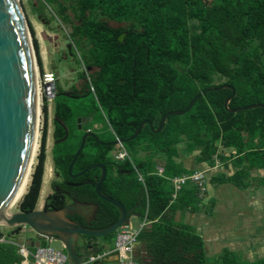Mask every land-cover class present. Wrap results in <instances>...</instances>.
<instances>
[{"label":"trees","instance_id":"1","mask_svg":"<svg viewBox=\"0 0 264 264\" xmlns=\"http://www.w3.org/2000/svg\"><path fill=\"white\" fill-rule=\"evenodd\" d=\"M51 1L58 6V17L71 25V39L92 45L90 57L85 52L81 54L87 64L100 68L93 87L105 109H110L111 124L119 138L132 136L145 119L158 128L166 113L186 109L196 95L214 86L229 84L236 88L231 108L264 103V0ZM106 19L128 23L129 27L111 28ZM30 30L39 68L44 72L40 44L31 24ZM121 32H127L123 41ZM231 94V89L206 92L185 115L168 117L160 133L146 125L136 139L125 144L131 147L134 157L140 149L150 152L146 158L135 157L145 183L137 173L128 179L116 175L114 169L102 185L105 195L117 198L128 209L142 198L143 212L148 194L149 225L139 236L147 250L145 258H140L143 264H264V258L247 261L230 250L215 259L208 258L201 234L176 218L178 210L194 209L199 202L192 183L183 187L176 200L173 198L172 179L189 172L175 160L181 142L188 152L200 150L204 161H210L222 147H235L243 156V163L251 160L248 168L237 174L238 178L246 176L249 169H264V107L229 112L225 101ZM67 100L63 95L56 100L57 117L63 121L76 117ZM55 123V136L60 138L65 132ZM48 128L49 102L44 96L40 148L29 186L19 203L21 211L30 212L38 206ZM61 144L62 149L55 155L56 170L69 179V166L79 144L71 151L68 142ZM164 153L166 167L161 176L157 174L156 156ZM105 154L103 147L89 139L75 162L74 172L103 162ZM94 175L100 176V170H91L84 178L93 179ZM260 183L264 184V175ZM72 192L79 201L99 206L96 219L91 222L68 215L80 225L100 229L121 218L115 205L99 198L95 184L72 188ZM66 204L67 199L50 194L45 208L60 209ZM126 224H130L129 218ZM21 227L11 229L9 238L0 228V239L7 240L0 242V264L24 261L19 247L13 243ZM111 236H104L103 241ZM97 241L98 237L85 236L81 242L85 246L94 243L97 248ZM104 252L102 249L100 255ZM29 264H34L31 259Z\"/></svg>","mask_w":264,"mask_h":264},{"label":"water","instance_id":"2","mask_svg":"<svg viewBox=\"0 0 264 264\" xmlns=\"http://www.w3.org/2000/svg\"><path fill=\"white\" fill-rule=\"evenodd\" d=\"M106 22L111 28L118 29L125 26L124 22L116 20L106 19ZM35 54L31 30L20 0H0V226L30 227L36 232L37 240H28L27 246L29 247H39L43 241H47L48 244L52 241L61 242L70 264L118 263L120 261L118 251L108 252L101 258L95 259L100 255L102 249L111 248L108 242L100 247L98 245L97 248L94 243L85 246L81 242L85 236L104 237L116 232L132 216L143 217L142 214L136 213L139 205L127 209L120 200L106 196L102 192L101 187L108 174L104 164H93L83 170L80 175L96 167L102 169L96 190L102 199L112 203L120 210L121 218L116 223L105 228L94 229L84 227L70 219L68 215L81 216L86 222L96 219L99 206L95 203L81 202L78 199H73L71 203L60 209L43 207L30 212L21 210L11 212L26 179L28 169L32 168V156L37 142L40 97ZM222 89L232 90V94L225 101V108L229 112L237 113L264 107V103H256L231 108L229 104L236 94V88L229 84L214 86L196 95L186 109L166 113L158 128L154 127L151 120H145L141 122L132 136L117 140L115 144H123L136 139L145 124H148L155 133L162 132L168 117L185 115L206 92ZM57 90L56 82L48 83L44 86V95L47 99L52 100L60 95ZM88 136H94V134L89 131L84 134L81 145L70 165V172L84 150ZM67 138L68 131L66 136L57 142H62ZM89 183L92 181L85 180L76 185ZM142 246L140 241L136 245L137 260H140L142 251L147 252L146 246L144 249ZM113 255L117 258H113Z\"/></svg>","mask_w":264,"mask_h":264},{"label":"crops","instance_id":"3","mask_svg":"<svg viewBox=\"0 0 264 264\" xmlns=\"http://www.w3.org/2000/svg\"><path fill=\"white\" fill-rule=\"evenodd\" d=\"M43 32V28L35 29L39 42ZM52 119L53 114L49 108V135L43 185L44 183L50 184L54 173L53 163L49 158V150L52 147L49 149L48 146V141H51L53 145ZM200 153V150L188 152L184 142L178 145L175 160L189 172L206 170L209 183L205 198L203 200L198 198V205L194 209L178 210L177 220L192 225L201 234L208 258L219 256L226 250L237 255L238 251L241 252L242 255L239 256L247 261L264 258V241L260 244L255 241L258 235L262 234L259 227L264 225L260 218L264 215V184L260 183L264 169H249L246 176L238 178L237 174L242 168H248L251 160L243 163V156L237 152L235 147H222L210 161L201 160ZM149 154L150 152L147 151L143 158L148 157ZM166 159L167 155L156 156V169H165ZM44 203L37 208H43ZM244 213L245 216L240 222L229 219L231 215ZM104 243V241H97V246L100 247ZM142 245L144 249L145 245ZM108 252H114V250L107 249L104 254ZM249 255L253 257H247ZM112 257L117 258L115 255ZM135 257H138V254H135ZM140 257L145 258L144 251L141 252Z\"/></svg>","mask_w":264,"mask_h":264},{"label":"flooded vegetation","instance_id":"4","mask_svg":"<svg viewBox=\"0 0 264 264\" xmlns=\"http://www.w3.org/2000/svg\"><path fill=\"white\" fill-rule=\"evenodd\" d=\"M128 27H129V24L125 23V26L123 28L127 29ZM126 34H127V32H121L120 33V39L122 41L124 40V37L126 36ZM91 50H92L91 44H88V43L81 41V40L79 42H76V41L71 39L66 44V49L60 51L62 53V57H64V58L71 57V58H74L76 60L78 59L76 56V52H77V54L79 53V57H80L81 63H82V66H81L82 69H81V78H80V81L77 85L71 87L67 91L60 89L57 86V89H58L57 92L60 93V95H58L56 98H54L52 100L48 99L49 108H51V112L53 114L51 136H52L53 141H55L54 145H57L58 144L57 141L63 139L66 136L67 131H68V138L62 142H59V143L68 142V146L70 145L69 149L71 151V149H73L74 145L77 143L79 144V147H80L81 142H82V138L86 132H88V131L91 132L92 134H94V136H88L86 143L88 142L89 139H93V141L97 142L100 145V147H103V149L106 153L105 154L106 159L103 162H96L93 164H104L107 168V171H108L107 178L111 174V172H113V170L115 169L116 175H123L128 179H132L135 176V173H138V171L141 172L136 165L135 157L143 159V156H144V154L147 153V151L140 149L135 154V157H134L132 155L133 150L131 149V147L125 146L126 143L115 144V142L117 140L126 139V138H119L116 135V133L112 127L111 120H110V109L107 110L102 105V103L100 102L99 97L96 93L95 88L93 90L90 89L93 86L94 78L96 77V74H97L98 70H100V68H98L94 64L93 65L87 64L86 61H84L81 53L85 52L87 54V56L90 57L91 55H88V54L91 53ZM91 61H95V60H91ZM66 93H68L69 95H67ZM62 95L66 96V97H70L72 99L80 100L79 102H77L75 104H70L68 102V105L74 109V112L76 115L74 120L69 119L67 121H63L57 117L56 100L58 97H60ZM145 120H149V119H145ZM145 120H143V121H145ZM55 121L58 122V124L62 127V129L65 132L64 135L60 138H56V136H55L56 130H57V125H56ZM146 125H148V124H145L144 127ZM48 135H49V128H48ZM52 147H53V145H52ZM79 147H78V149H79ZM119 147H121V150L126 151L127 156L124 159H118L117 158V154L120 152L118 150ZM95 149L97 150V147ZM53 150H54V162H53L54 173H53V179L50 182L51 190L45 196V203H46L47 197L50 194L57 195L59 199H67V204L71 203L73 201V199H78L76 196L73 195L72 188L83 186V185H76V184H78L82 181H85V180L92 181V183H89V185L95 184V189H96L97 182L99 181V179L101 178V175H102V169L100 167L94 168V169L100 170V176L94 175L93 179H92V178H84V176L89 171L83 175H80V173L83 170H85L86 168L83 169L82 171L74 172V167H73L72 172H70V166H69V179H68L64 176H61L60 173L57 172L56 163H55V155H56L55 150L56 149L53 148ZM76 152H75V154H76ZM94 169H91V170H94ZM107 178H106V180H107ZM84 185H88V184H84ZM101 189H102V187H101ZM96 192H97V190H96ZM99 198L102 199L100 196H99ZM102 200H104V199H102ZM104 201H106V200H104ZM45 203H44V207H45ZM137 205H139V207L136 209V213L142 214L144 216V212H143L144 202H143L142 198H140V201ZM74 216H77V215H74ZM106 242H108L110 244V246H112L113 237L111 236V238ZM111 250H114V249H111Z\"/></svg>","mask_w":264,"mask_h":264},{"label":"rangeland","instance_id":"5","mask_svg":"<svg viewBox=\"0 0 264 264\" xmlns=\"http://www.w3.org/2000/svg\"><path fill=\"white\" fill-rule=\"evenodd\" d=\"M20 4L23 8V11L26 16L29 27L31 24L35 29L37 28V30L38 28H43L44 30L43 34L41 33L42 34L41 40L39 42L41 56L43 59L44 68L56 72L57 77H58V80H57L58 88L67 91L71 87L77 85L81 78L82 63L79 57V53L77 54L76 51H75L76 56L78 58L77 60L71 57L69 58L62 57V53L60 51L65 50L66 44L68 43L69 40H71L70 36H71L72 28L70 24L64 22L63 20H61V18L58 17V13H59L58 6L55 3H53L51 0H20ZM31 36H32V33H31ZM32 42H33V36H32ZM33 46H34V42H33ZM34 50H35V47H34ZM36 58H37V55H36ZM39 69L40 68H39L38 59H37V73ZM67 101L70 104H75L79 102L80 100L72 99L68 97ZM41 112H42V108H41ZM41 132H42V115L40 114L39 125H38V138H37L38 148H37L36 154L33 159V163H32L33 165H32L29 179L27 182L28 184L26 185V188H25V192L30 183L31 174L33 172V167L35 163L37 162V154L40 148ZM54 143L55 141H53V147H52V142L48 141L49 149L52 147V149L49 150V158L52 163L54 162L53 148H55L56 146L54 145ZM77 145L78 143L74 145L73 150L77 148ZM62 147H63V144L58 142V147L55 150V154L58 153L59 150L62 149ZM163 155L166 156L167 154L164 153ZM50 190H51L50 184L44 183L38 206L43 205V203L45 202V196L47 195V193H49ZM20 201H18L17 204L13 206L11 210L12 213L19 210ZM243 209L246 210L244 206H243ZM244 216H245V213L242 215L236 214V215H231L229 219H233L235 221L238 220L240 222L242 221ZM260 218H261L262 223H264V215H261ZM143 222H144L143 217L132 216L129 218V223L133 230H138L143 224ZM0 228L6 232V236L9 238V231L16 227H7V226L1 225ZM21 228H22L21 231L14 235V240H16V242L27 243L28 240L37 239L36 232H34L30 227H26V228L21 227ZM259 228H260L259 231H261L262 234H259L258 238L255 241L256 243L260 244L261 241H264V225L263 227H259ZM119 230L112 233L113 243H112L111 249L116 248L117 234ZM103 239L104 237H98L99 241H103ZM43 244L48 245V242L44 241ZM51 246L55 249H63L64 251H66L64 248V245L61 242L52 241ZM238 255H242V253L238 251ZM216 257H211L210 259H215ZM247 257H253V256L249 255ZM118 263H115V264H118Z\"/></svg>","mask_w":264,"mask_h":264},{"label":"built area","instance_id":"6","mask_svg":"<svg viewBox=\"0 0 264 264\" xmlns=\"http://www.w3.org/2000/svg\"><path fill=\"white\" fill-rule=\"evenodd\" d=\"M38 89L40 99V114L42 115L41 108L43 105L44 98V86L51 82H57L58 77L56 72L45 69L44 72L38 70ZM92 90L94 87L92 86ZM40 119V117H39ZM126 151L121 150L117 154L118 159H124L126 157ZM219 163V162H218ZM164 168H158L157 174L163 176ZM138 178L140 181L145 183L144 175L138 171ZM192 183L196 186L198 191V198L203 200L205 198L209 177L206 170H196L192 172H186L181 175H177L172 179V185L174 187V200L177 199L179 193L187 184ZM150 209L149 196L147 194L144 212V222L138 230H133L130 224H124L117 234L116 248L114 251H118L120 254V261L118 264H143L140 260L135 257L136 245L139 242L140 233L149 225L148 214ZM7 240L3 237L0 242H6ZM19 247L20 253L24 256L22 264H29L30 259L34 264H70L69 257L63 249H55L48 245H41L36 247L35 250H31L25 243L13 242ZM103 255H99L97 258H101ZM94 260V259H92Z\"/></svg>","mask_w":264,"mask_h":264},{"label":"bare ground","instance_id":"7","mask_svg":"<svg viewBox=\"0 0 264 264\" xmlns=\"http://www.w3.org/2000/svg\"><path fill=\"white\" fill-rule=\"evenodd\" d=\"M39 117H40V112H39ZM38 125H39V119H38ZM37 138H38V132H37ZM37 148H38V142H36V146H35V149H34V152H33V156H32V161H33L34 156L36 154ZM30 172H31V169H28L26 179H25V181L23 183V186H22V188H21V190L19 192V195H18V197H17V199L15 201L14 206L17 204L18 201H20L21 197L23 196V194L25 192V188H26V185L28 184L27 182H28V179H29Z\"/></svg>","mask_w":264,"mask_h":264}]
</instances>
